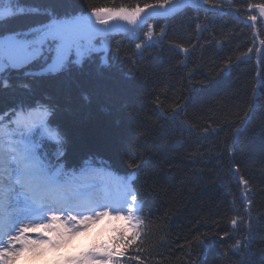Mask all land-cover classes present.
Returning <instances> with one entry per match:
<instances>
[{
	"label": "trees",
	"instance_id": "obj_1",
	"mask_svg": "<svg viewBox=\"0 0 264 264\" xmlns=\"http://www.w3.org/2000/svg\"><path fill=\"white\" fill-rule=\"evenodd\" d=\"M45 2L13 0L11 7L36 9ZM136 2L74 0V6L82 14L91 7ZM140 2L143 6L144 0ZM248 3L223 0L219 6L205 5L207 11L185 7L151 18L156 33L165 29L163 40L139 53L135 45L143 34L135 38L127 30H113L104 35L110 38L108 60L103 59L105 50L90 52L79 61L72 56L69 69L54 77L35 65L12 73L14 87L0 93V114L9 117L22 101H54L55 126L64 133L63 155L54 141H46L41 150L68 171L95 164L126 175L132 171L129 161L143 162L134 186L144 201L142 215L152 225L140 246L144 251L128 252L129 257L139 254L143 264H247L243 246L239 251L233 246L249 236L248 251L256 254L257 264L264 252V62L257 64L255 51L264 40V28L257 16V39L248 19L257 13L248 9ZM6 4L0 0V6ZM40 22L47 21L33 11L8 27L27 31ZM27 81L33 83L22 88ZM157 98L163 112L156 106ZM173 103L180 110L170 120ZM181 124L193 131L182 130ZM205 128L210 130L207 136L202 135ZM240 176L251 185V233L244 225L234 229L230 224L233 216L249 215ZM112 235L113 230L108 238ZM198 235L211 239L210 250L193 239ZM141 261L126 257L123 264Z\"/></svg>",
	"mask_w": 264,
	"mask_h": 264
},
{
	"label": "snow or ice",
	"instance_id": "obj_2",
	"mask_svg": "<svg viewBox=\"0 0 264 264\" xmlns=\"http://www.w3.org/2000/svg\"><path fill=\"white\" fill-rule=\"evenodd\" d=\"M12 3L13 0H7V4L0 7V93L14 87L10 82L12 73L35 65H40L42 73L49 77L63 73L69 69L72 54L79 57L86 44L89 52L98 51L94 47L98 41L93 40L97 35L106 36L115 28L128 26L135 31L148 19L164 16L170 11L219 6L223 0H144L143 6L137 0L133 6L91 7L82 14L77 12L74 0H46L39 8H17L15 11ZM231 3L232 0H228V4ZM247 7L258 10L264 19V2L252 3L249 0ZM33 11L47 22H40L27 31L8 27L14 19L31 16ZM248 19L253 22L254 34L259 39L255 23L257 15ZM147 28L144 39L135 45L138 53L163 40V27L160 33L154 31L153 25H147ZM196 28L198 32L202 30L199 24ZM260 44L264 46V40ZM177 47L185 53L189 51L183 45ZM252 51V48L248 49V53ZM255 51L259 65L264 62V50L256 48ZM248 53L242 54L243 58H247ZM32 83L24 82L21 87L27 89ZM162 103L157 98L156 106L161 112L164 111ZM170 107L171 113L167 118L171 120L175 119L180 105L173 103ZM252 110L250 108L245 113V123ZM56 112L54 101L39 102L33 98L27 103L22 101L19 110L12 109L11 117L0 114V264H14L18 256L37 245L58 247L61 242L105 216L122 221V226L113 229V235L107 240L93 243L86 251L68 257L62 264H123L126 257L141 261L139 254L129 257L128 252L130 249L138 253L144 251L140 246L145 243L152 225V221L142 215L144 201L134 186L143 171V162L129 161L132 171L126 175L91 166L77 173L66 170L59 161L53 163L41 149L46 141H54L58 154L63 155L60 149L65 146V139L63 131L55 126ZM179 127L193 131L191 126L181 124ZM215 131L211 129V132ZM209 134L210 130L205 128L202 135ZM132 155L135 159V154ZM236 171L239 172L238 166ZM239 183L244 186V208L249 215L247 219L233 216L230 224L234 229L244 225L245 230L251 233L250 208L253 201L248 199L251 185L244 176L239 177ZM30 234L40 235L33 239ZM203 236L207 237V234ZM193 239L210 250V238L206 240L198 235ZM241 246L249 257L247 264H257L256 254L248 251L251 236L243 241L237 240L233 250L239 251ZM259 255V264H264V252Z\"/></svg>",
	"mask_w": 264,
	"mask_h": 264
},
{
	"label": "rangeland",
	"instance_id": "obj_3",
	"mask_svg": "<svg viewBox=\"0 0 264 264\" xmlns=\"http://www.w3.org/2000/svg\"><path fill=\"white\" fill-rule=\"evenodd\" d=\"M0 7H2V6H0ZM13 10L15 11L16 9L13 8ZM252 10L255 11L257 13V16L262 20L263 28H264V19H262L259 16L258 10H255V9H252ZM171 12H173V11H170L167 14H169ZM147 22L150 25H152V23L149 22V19L146 21V23ZM143 26L140 27V28L135 29V31L131 30V26L119 27V28H115L113 30H115V31L116 30H127V31H129L131 36L137 38V37H140L142 34H144L143 33ZM93 40H94V42L98 41V43H94V47L96 49H98V51L105 50L106 53L103 56L104 61L108 60L107 50H108L110 38L109 37H104V35H97L96 37L93 38ZM259 48H262V45L260 44V41H259ZM88 53H90V52L87 50V44H86L85 48L81 51V55L79 57L75 53H73L72 56H73V59L79 61V60H81L83 58L84 55H86ZM103 222H104L103 219H101V220L93 223L86 230H82V231L78 232L77 234L71 236L69 239L61 242L60 245H62V247L66 251L72 253L70 256H75V255H78L79 253H81L83 251H86L88 249L90 241L96 240L95 241V243H96V242H100V240L102 238H104V236H105L104 233H106L105 232L106 223H103ZM122 224H123L122 221L115 220L114 223L112 222V224H110V225H111L112 228H116L118 226H122ZM100 226L103 227V228H101ZM98 227H100V228H98ZM111 227H109V228H111ZM109 228H107V229H109ZM34 250H35V248L30 250V256L28 258V263L27 264H40V262H38V258L41 255H40L39 252L34 251ZM48 263H50V260H48L46 262V264H48ZM51 263H52V260H51ZM14 264H19L18 257L15 259Z\"/></svg>",
	"mask_w": 264,
	"mask_h": 264
}]
</instances>
